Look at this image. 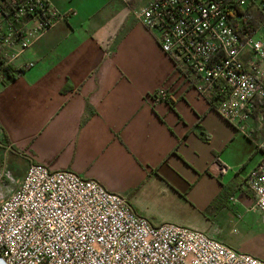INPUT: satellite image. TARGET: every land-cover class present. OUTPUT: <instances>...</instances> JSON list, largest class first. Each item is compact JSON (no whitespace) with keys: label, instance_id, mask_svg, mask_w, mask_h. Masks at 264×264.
Returning a JSON list of instances; mask_svg holds the SVG:
<instances>
[{"label":"crops","instance_id":"obj_1","mask_svg":"<svg viewBox=\"0 0 264 264\" xmlns=\"http://www.w3.org/2000/svg\"><path fill=\"white\" fill-rule=\"evenodd\" d=\"M46 1L70 15L12 62L13 80L0 82V176L7 170L18 185L29 163L70 171L153 225L226 245L209 228L214 219L253 210L264 226L245 182L262 160L259 134L222 118L216 86L199 92L196 76L161 51L158 32L135 18L149 0ZM159 88L167 96L154 104Z\"/></svg>","mask_w":264,"mask_h":264},{"label":"built area","instance_id":"obj_2","mask_svg":"<svg viewBox=\"0 0 264 264\" xmlns=\"http://www.w3.org/2000/svg\"><path fill=\"white\" fill-rule=\"evenodd\" d=\"M247 1L149 0L134 13L158 32L159 47L175 66L196 76L199 92L216 86L222 118L245 136L259 134L262 160L245 182L254 209L264 215V19L250 35L238 30L236 9ZM25 14L30 19L15 29L3 23L0 12L2 66L70 15L46 0H23L15 17ZM166 96L159 88L151 100L156 104ZM6 192L0 199V264H264L205 233L153 225L122 196L70 171L29 163L18 186Z\"/></svg>","mask_w":264,"mask_h":264},{"label":"rangeland","instance_id":"obj_3","mask_svg":"<svg viewBox=\"0 0 264 264\" xmlns=\"http://www.w3.org/2000/svg\"><path fill=\"white\" fill-rule=\"evenodd\" d=\"M259 1L256 0V5H254L259 7ZM247 4H249V1H247ZM4 173L8 176L1 178L3 183H0V199L7 195V192L3 191L4 184H11V187H13H10L11 191L18 186L13 182L15 179L13 174H9L7 170H4ZM256 214L252 210L248 212L247 217L240 218L236 216L232 219H214L209 223V228L216 233L219 239H223L236 251L243 252L245 250L251 253L252 256L258 257L264 254V226L259 227L258 222H253L256 219Z\"/></svg>","mask_w":264,"mask_h":264},{"label":"trees","instance_id":"obj_4","mask_svg":"<svg viewBox=\"0 0 264 264\" xmlns=\"http://www.w3.org/2000/svg\"><path fill=\"white\" fill-rule=\"evenodd\" d=\"M23 0H0V12L3 17V23L10 25L15 29L23 28V26L28 22L30 17L25 14L20 17H15L16 7ZM256 0H249V4L244 9H236L237 16H239L238 22L234 25H238V30L250 35L252 34L260 25L264 19V11L255 6ZM264 4V0H260ZM255 4V5H254ZM23 31L20 32L22 35ZM1 49H0V82L4 83L6 81H11L15 78L14 73L18 70L12 66V64H6L2 66ZM21 69L19 70V72ZM214 98L221 100L223 97L217 93ZM264 105V104H263Z\"/></svg>","mask_w":264,"mask_h":264}]
</instances>
